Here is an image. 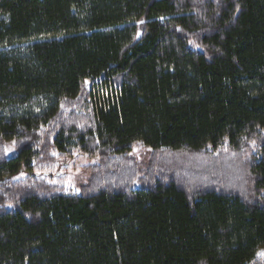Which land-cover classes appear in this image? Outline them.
<instances>
[{"label":"trees","instance_id":"16d2710c","mask_svg":"<svg viewBox=\"0 0 264 264\" xmlns=\"http://www.w3.org/2000/svg\"><path fill=\"white\" fill-rule=\"evenodd\" d=\"M76 152L98 161L69 194ZM261 249L264 0H0V264Z\"/></svg>","mask_w":264,"mask_h":264},{"label":"rangeland","instance_id":"374dc122","mask_svg":"<svg viewBox=\"0 0 264 264\" xmlns=\"http://www.w3.org/2000/svg\"><path fill=\"white\" fill-rule=\"evenodd\" d=\"M6 154L8 157H13L16 154L13 142L7 144ZM130 155L140 162H148L153 156L151 150L145 148L143 145L137 146ZM97 161L98 158L96 156H90L80 152L74 153L68 158V160H66L68 167L67 170L60 171L61 174L57 173V176L64 177V184L67 193L79 194V186L85 184L88 180V175L84 172V168L88 165L97 163ZM225 172L230 174L235 173V170L225 168ZM17 177L21 178L23 175ZM258 253L259 257L264 260V249H261Z\"/></svg>","mask_w":264,"mask_h":264}]
</instances>
